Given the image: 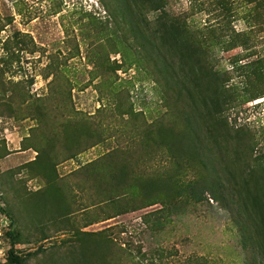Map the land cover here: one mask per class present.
Returning a JSON list of instances; mask_svg holds the SVG:
<instances>
[{"label":"rangeland","instance_id":"obj_1","mask_svg":"<svg viewBox=\"0 0 264 264\" xmlns=\"http://www.w3.org/2000/svg\"><path fill=\"white\" fill-rule=\"evenodd\" d=\"M169 21L198 44V59L193 48V62L160 58ZM196 59L232 96L212 156L243 195L239 224L221 203L184 198L179 215L154 204L103 220L113 215L109 186L98 187L93 162L117 157L148 182L202 172L197 162L179 169L167 148L153 146L172 118L183 125L159 69L166 62L193 81L203 77ZM256 61L262 76L264 0H0V264L12 247L25 264H264V202L256 206L243 185L264 159Z\"/></svg>","mask_w":264,"mask_h":264},{"label":"trees","instance_id":"obj_2","mask_svg":"<svg viewBox=\"0 0 264 264\" xmlns=\"http://www.w3.org/2000/svg\"><path fill=\"white\" fill-rule=\"evenodd\" d=\"M152 6L154 9H159L155 5ZM161 20V17L158 18V22ZM161 25L165 28V35L170 43L167 48L159 51L161 59L176 58V56L178 59H183L184 62H186L185 59L187 62H193L195 61L194 57L198 59L200 54L196 50L198 44L195 47L194 44L182 37L181 27L177 23L169 21ZM142 39L145 40L144 37ZM192 48L195 51L194 57L192 56ZM198 62L199 60H197V64L200 67L196 70H199L203 77L196 80L193 79V81L182 80L176 75L175 69L166 62H164V67L159 69L161 74L163 72L166 73V77L163 76L166 82V89L174 93L177 99L181 110L179 111V116H183V125L177 128L178 118H172L165 127L158 128L153 146L156 147V149L154 148L155 151H162L163 147L167 148L170 158L176 160V165L179 169L182 161L186 165L197 162L202 172H199L197 178L187 181H182L178 174L171 175L170 173L165 178H155L159 179L158 181L152 180L148 182L143 181V178L134 179L127 170L128 163L118 160L117 157L112 158L113 162H108L109 164H104V161L101 160L99 161L100 165H98V162H93L89 164L88 168L90 167L95 172L98 187L105 188L103 185L109 186L108 198L105 202L109 204V209L113 215H107L103 220L131 211L141 210L154 204L162 206L158 210L160 213L166 211L167 214H172L174 211L176 212L175 214L179 215L180 201L184 198L193 204H199L203 201L208 202L209 200L217 204L221 203L234 217L235 222L239 224L240 218L236 216L240 214L237 205L239 206L243 195L241 196V192L236 195L237 190L235 191L234 188L237 187V184L233 182L232 176L230 178L228 176L229 180H227L226 176L231 175L228 165H225L226 163L223 164L222 159H220V162L215 161L212 156L214 154L212 145L216 147L221 144L219 139L223 135L219 130L226 125V119L224 120L221 117V112L224 107L232 105V96L222 95L227 81L222 77L220 79V74L206 75ZM262 62L256 61L251 65L255 66V75L264 89V72L262 76L257 74ZM257 64L260 66L259 68L256 67ZM246 79V85H251L250 79ZM190 84L199 88L200 106L194 103L196 98ZM201 86L203 87L201 88ZM262 94H264V90L259 95ZM255 96L258 95H251L250 98ZM187 105L192 106L191 108L196 113L194 118H189L186 110ZM202 119L205 123L204 126H202L203 121H200ZM228 135L225 133V136ZM145 146L147 148V145L141 144V147L145 148ZM103 159L105 160V158ZM254 166L255 170L251 171L250 181L243 182V185L252 186L253 201L258 206L261 205V202H264V194L261 195L259 193L261 187L264 190V159L257 157L254 160ZM226 183H230L228 186L232 188H229ZM235 197L239 198L237 204L233 199ZM150 216L151 214H146L143 217L145 224L149 223L148 218ZM153 224L154 227L163 225L160 222ZM7 260L9 264H25L24 259L14 253L13 247L8 252Z\"/></svg>","mask_w":264,"mask_h":264}]
</instances>
